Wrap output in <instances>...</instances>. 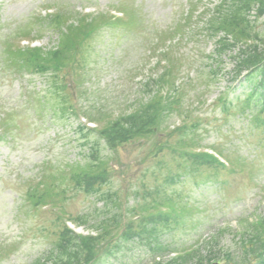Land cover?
Here are the masks:
<instances>
[{"label":"rangeland","instance_id":"obj_1","mask_svg":"<svg viewBox=\"0 0 264 264\" xmlns=\"http://www.w3.org/2000/svg\"><path fill=\"white\" fill-rule=\"evenodd\" d=\"M220 1L0 0V124L4 115L11 116L8 134L3 135L0 125V264H31L38 258L45 259L56 241L59 224L54 216H34L25 203L30 194L27 181L35 178L37 182L43 176L49 177L48 183L53 187L67 192L66 217H118L125 210L139 215V211L153 208L168 197L183 199L181 203L189 213L180 224L160 229L161 238L172 248L193 247L205 258L215 255L218 261L214 262L221 264H234L228 254L237 260L241 257L247 222L264 214V128L249 123L250 116L245 118L241 109L244 98L233 102L226 112L221 104H213L223 87L228 88L231 83L230 56L222 58L225 70L220 85L207 89L210 94L205 91L209 80L204 57L214 48L212 39L197 35L168 42L173 47V54L169 53L172 62L181 72L177 84L184 85L182 106H178L179 112L170 117L168 124L174 127L187 122L199 145L196 147L223 150L244 165L261 168L259 174L248 177L247 170L240 176L228 175V185L211 181L198 186L189 173H184L178 154L134 143L120 147L112 163L115 172L109 174L110 183L96 185L97 192L75 191L74 185L61 177L70 180L71 174H66L65 169L77 162L84 165L87 158L93 163L91 170L101 172L104 169H99V160L111 155L96 135L86 137L78 130L84 123L75 114L88 112L114 118L145 102L150 95L145 84L160 75L165 65L163 62L158 67L163 47L153 50L154 37L178 23L190 5L198 3L197 17L200 11L212 9ZM47 8L72 15L75 10L101 13L133 9L141 16L142 29L106 27L99 36L92 35L85 46L95 53L85 60L83 68L78 69L75 61L72 69L60 73V83L55 85L62 88L57 90L52 86L51 74L18 70L1 61L7 48L2 45L4 39L13 33L19 35L26 27L32 34H42L36 44L56 47L58 33L43 32L35 21ZM73 18L78 21L77 14ZM258 26L264 31V18ZM13 42L17 44V40ZM231 91L230 99L241 92ZM58 92L63 96L58 98ZM185 111L192 113V119L178 118ZM193 125L195 128L191 129ZM92 149L97 159L90 157ZM179 175L182 176L171 181ZM82 228L85 233L90 232ZM146 241L121 243L110 258L103 251L96 264L148 263L151 253ZM252 260L255 262V258Z\"/></svg>","mask_w":264,"mask_h":264},{"label":"trees","instance_id":"obj_2","mask_svg":"<svg viewBox=\"0 0 264 264\" xmlns=\"http://www.w3.org/2000/svg\"><path fill=\"white\" fill-rule=\"evenodd\" d=\"M256 10L258 12L257 19L252 21L250 19L251 12ZM264 16V0H223L214 10L212 16L206 23L205 30L213 37H217L220 33H224L226 37L220 38L217 41V46L214 54L210 56L212 65L209 66V74L217 79L221 70L222 58L229 53L232 61L235 63L234 72L236 73L235 79L240 77L243 72H247L246 83L249 84L251 91L249 92V103L245 106L247 109L254 107L257 113H264V34L257 28L259 19ZM129 21L124 22V27L134 28L137 24V14L131 12ZM119 22V21H118ZM118 22L113 23L117 25ZM47 25L50 28L56 29L59 34L58 46L47 53L38 50H26L23 52L8 53L9 58L13 64H16L19 68H34L41 73L52 72L53 81L55 84L60 83V80L56 83V78H59V74L62 70L60 67H69L73 61L79 62V56L83 60V54L80 51L81 44L91 37L92 34L100 35L103 28L111 27L110 17L107 15L99 14L92 16L90 21L81 22L77 21L76 24H68V20L64 13H59L52 16ZM228 36H231L233 42L230 41ZM36 54L32 58V55ZM81 61V60H80ZM169 69L167 72L170 79H165L164 75L161 76L160 85L157 86L156 93L152 92V96L146 103H142L134 112L124 115L123 117L108 121L103 125L100 130L92 131L85 127L79 128L80 131L87 130V134L96 132L98 140L105 142L106 146L114 151L112 156L117 158V150L130 141H140L142 139L151 140L155 136L159 135L165 129L163 128L170 113L174 111L175 105L178 103L179 88L175 86V82L172 80L174 76L171 62H169ZM59 70V71H57ZM67 70V69H66ZM166 75V76H167ZM197 79V78H196ZM173 83V84H169ZM53 88L61 89L62 86H55ZM164 86H169V90L162 95ZM184 85H182L183 89ZM60 96V92L57 93ZM178 111V109H177ZM87 115L98 122L101 119L93 117L92 114ZM253 123L256 127L264 128V117L256 116L253 118ZM179 132L181 137V146H186L187 131L185 127L177 128L175 130ZM175 133H172V136ZM163 145L157 147L160 144L155 138V142L152 144L151 149H163L168 148L164 140H160ZM168 141V138H167ZM166 144V145H165ZM165 145V146H164ZM157 147V148H156ZM170 148V147H169ZM179 156L182 159V168L186 172H191L197 177L201 178L204 173L216 172V177L222 170H225V166L219 163V161L212 155L206 153H180ZM93 159H97L96 156ZM99 169H104L101 172L91 170L93 166L89 160L85 161L84 165L76 163L71 167L72 178L69 183L74 184V190L85 193L97 192L95 188L96 184H109L110 177L107 168L108 162L99 160ZM174 178L171 179L173 181ZM55 189H51L48 186L44 190L35 191L31 196V202L36 208L40 204L52 202L56 205L64 204L66 198L62 197L65 192L55 193ZM57 190V188H56ZM36 206V207H35ZM168 206L175 205L170 203ZM158 213L157 215L148 214L149 220L145 224L139 227H133L128 223L120 222L117 217L106 216L101 219L93 221L91 227L98 232L96 237L94 236H79L73 231L59 224L58 231L54 237L56 241L53 243L52 249L49 251L48 256L43 262L36 261L33 264H93L98 258L99 253L103 250L102 244L129 242L136 237H150L159 239V226L164 225L165 222L172 220L173 223H178L179 218L176 216L171 217V213ZM174 218V219H173ZM76 221L89 224L91 220L86 214H82ZM166 223V224H167ZM169 224V223H168ZM252 237L249 239V246L246 247L244 242L242 249L244 255L241 258L245 260L250 252L256 253L264 247V219L253 226ZM120 235V236H119ZM119 236V238H118ZM155 240V239H154ZM170 250V245L165 243L156 242L151 247L153 256L164 253ZM250 253V254H252ZM264 258V254L260 255ZM214 259L212 257H202L197 251L183 255L178 259L172 260L167 264H204L205 261L210 263ZM240 259V258H239ZM264 263V262H262ZM153 264H162L160 262H154ZM234 264H242L235 258Z\"/></svg>","mask_w":264,"mask_h":264}]
</instances>
